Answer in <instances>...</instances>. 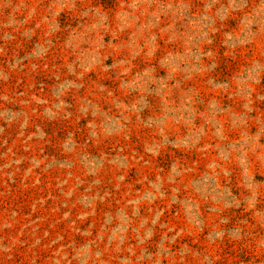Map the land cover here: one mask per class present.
Here are the masks:
<instances>
[{
    "label": "rangeland",
    "instance_id": "1",
    "mask_svg": "<svg viewBox=\"0 0 264 264\" xmlns=\"http://www.w3.org/2000/svg\"><path fill=\"white\" fill-rule=\"evenodd\" d=\"M0 264H264V0H0Z\"/></svg>",
    "mask_w": 264,
    "mask_h": 264
}]
</instances>
